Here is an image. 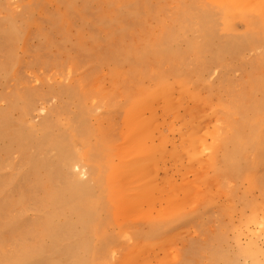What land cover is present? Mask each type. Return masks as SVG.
<instances>
[{
    "label": "rangeland",
    "instance_id": "obj_1",
    "mask_svg": "<svg viewBox=\"0 0 264 264\" xmlns=\"http://www.w3.org/2000/svg\"><path fill=\"white\" fill-rule=\"evenodd\" d=\"M0 264H264V0H0Z\"/></svg>",
    "mask_w": 264,
    "mask_h": 264
},
{
    "label": "bare ground",
    "instance_id": "obj_2",
    "mask_svg": "<svg viewBox=\"0 0 264 264\" xmlns=\"http://www.w3.org/2000/svg\"><path fill=\"white\" fill-rule=\"evenodd\" d=\"M234 6H236V3L234 4ZM137 121L138 122L135 125V126H137L136 129H135L136 130L135 131V135L140 134V137H141L140 145L136 146V147H140V149H141V152L139 153V155L142 156L143 154H146V153H149V152H152L154 154L155 153L154 150H149L147 147H145L144 144H141L143 141L146 140V138L148 136L150 123H148L147 121H145L143 119H140V115H138ZM68 138H71V137H68ZM261 140H262V135H257L255 137V139H254V142H260ZM68 144H70L69 153H68L69 155H67L65 157L63 155V160L62 161L64 162L63 164L70 169V167H72L74 164L78 163L79 156L77 155V153H74L73 150H71V148H73V145H75L74 139H72V141H69ZM68 144H65V145L68 146ZM85 145H87V144H85ZM85 145H84V147L85 148L87 147V150H88L87 153H90V152L93 151L91 147L85 146ZM66 149L68 150L67 147H66ZM192 152L193 153H190V154L194 155V159L198 158L199 154L201 153L200 149H198V148H197V150L195 149V145H193ZM61 153H63V152L61 151ZM97 154H98V151H95L94 155H97ZM193 155H191V156H193ZM191 158L193 159V157H191ZM150 163H151V159L148 158V159H142L141 160V158H140V160H138V161H135V162L132 161V164L129 163L128 165L118 167L115 170V173H117L116 175L118 177H125L126 174L130 175L132 173H135V175H140V174L143 175V174H146L148 171H150L149 170ZM98 176H100V177H98L95 180L96 184H99L100 181H101V176H102V172L101 171L98 172ZM72 180H73V184L71 185L72 186L71 190H72V194H73V199L75 201V205L73 206L74 207L73 209H74V212H75V210H77L78 208L79 209H81V208L83 209L84 208V205H86L88 200L91 199V196L93 194L94 188L89 186L88 183H84V182L80 181V179L78 178L77 175H73L72 174ZM61 190H63V189H61ZM143 193H141L142 194L141 196L144 195L145 197H147L149 195V190H147V191H145ZM125 200H127V201H124V206H123V212H124L125 216H127V215H129V214H131V213H133L135 211H138V209H139V203H138L139 198H137V199L125 198ZM93 205L94 204L92 203V206ZM79 218H80L79 220L83 224L87 223V221L89 220L88 211L80 213V217ZM83 230L85 231V229H83ZM98 256H99V252L95 251L92 254V259L95 261L98 258Z\"/></svg>",
    "mask_w": 264,
    "mask_h": 264
}]
</instances>
